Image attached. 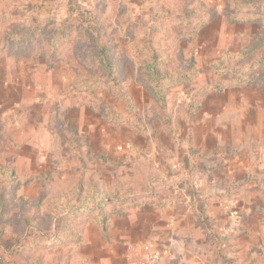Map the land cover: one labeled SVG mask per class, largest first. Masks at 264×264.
Masks as SVG:
<instances>
[{
    "label": "rangeland",
    "instance_id": "rangeland-1",
    "mask_svg": "<svg viewBox=\"0 0 264 264\" xmlns=\"http://www.w3.org/2000/svg\"><path fill=\"white\" fill-rule=\"evenodd\" d=\"M161 11L190 12L197 25L205 13L216 14L193 39L158 42L162 59H170L165 72L174 78L166 81L164 107L134 83L136 47L125 40L141 38L140 45L152 27L169 35L183 29V21L154 15ZM90 18L116 48L119 86L123 76L130 81L123 86L126 101L100 85L93 93L111 112L130 106L146 131L109 125L87 105L91 94L81 86L98 68L81 61L79 37L2 43L0 264H124L125 222L157 208L150 200L186 206L174 200H182L179 189L194 179L199 199L236 201L234 211L245 215L240 229L251 226V250L240 258L264 264V0H0V38ZM190 61L196 71L188 85L176 78ZM226 78L239 82L204 89L198 99L201 86ZM189 97L198 109L187 107ZM186 207L195 223L197 212Z\"/></svg>",
    "mask_w": 264,
    "mask_h": 264
},
{
    "label": "trees",
    "instance_id": "trees-1",
    "mask_svg": "<svg viewBox=\"0 0 264 264\" xmlns=\"http://www.w3.org/2000/svg\"><path fill=\"white\" fill-rule=\"evenodd\" d=\"M89 15L90 14H87V16ZM154 15L158 18L165 19V21H183L185 24L183 25L182 30L180 29L174 31V33H172L173 35L166 34L165 32L152 27L149 33H144V35L142 36L144 37L143 42L140 45H138V40H140L141 38H130L129 35H126L125 40H134L130 45L136 47V53L134 54V62L136 65L131 62V70L135 75L134 83L147 87L151 92L152 97L157 100L160 106L164 107L166 96L168 94L165 88V86L168 84V82L166 83V81H172L174 78L170 76L168 72H165L167 65L170 63V59H162V50L164 49V47L159 45L158 42L161 39L167 37H169L171 40H174L175 42L181 41L185 38L193 39L198 31L205 24L211 21L216 16V14L212 11L205 13L204 17L200 18V22L198 25L191 23L190 18H192V15H190V12H185L182 14L175 13L173 15L168 11H161L155 13ZM83 20L84 19H81L80 23L74 27H71V23H69L62 24L59 28H52V30H46L45 26L40 25L31 28H19L18 30H16V32H19L20 34H13L11 32L7 36V38L1 37L0 45L2 43H6L7 40L9 42L16 40L22 41V38L20 37H25L28 40L35 39L37 42L43 39L48 40L53 37L55 38L59 36H64L66 39H69L67 38V36H69L70 34L79 37V40L77 41V49H79L83 55V60L81 61L87 66V69H90L91 65H95L98 68L95 78L91 80L90 83L86 82L83 86H81L83 87L81 88V90H88L89 94H91V100L90 102H87V105L91 107L93 111L99 113L101 117L105 119V122L109 125H128L135 129H137L138 127L140 128L139 132L144 133L146 131V128L143 122L138 116V113L134 111L129 105V111L121 110L118 112H111V110L108 109L107 111L101 97H96V95L93 93V89L100 85L101 87L108 89V91H111L113 94L120 96L121 101H126L128 100L129 96L125 94L123 86L129 85L130 81L126 80L125 76H123V86L121 88L115 78V75L118 72L119 59L116 57L115 46L112 44H107V42H105L103 39L104 36L102 34V30L104 26L97 23V21L93 18H90L87 24H85ZM190 62L191 66L186 68V70L182 72V74H179V77L176 78L178 81L184 80L188 84L191 81V78L194 77L196 68L192 67V64L194 63L192 61ZM226 70L227 69H218L217 72L223 73ZM242 79H245V76H243ZM247 79H250V77H248ZM237 82H239V79L226 78L210 85L201 86V88L199 89L200 96L198 97V99H201L205 94L203 92L204 89H209L206 90L208 92L220 91L224 87H228V85H233ZM186 102L187 107H192L193 111L198 109V106L194 104V100L192 98H187ZM62 127L60 128L59 126L60 129L58 128V130L65 131ZM66 127L67 130L70 129V131L72 132L71 134L77 133L76 130L70 126L69 120L66 121ZM84 142H86L85 145L87 146V141L84 140ZM149 196L146 197L149 198ZM138 199L139 198H137L135 201H137ZM217 200H220V196L208 195L206 197H203L202 199H199L195 189L188 187L186 195L182 198V200H174V202H179V204L182 203V205L189 206L192 212H197L198 216L195 220V226L205 230L209 241L212 242V239L214 237V225L212 220L205 213V204L207 203V201L214 202ZM139 201L140 200H138V202ZM155 201L156 200H150L148 204H154L157 206V208H162L165 205H169V201L167 200H159L158 202ZM140 203L141 201L139 202V204ZM136 206H138L137 202L135 207ZM100 207L101 205H99V208ZM102 221L104 224L103 229H105L106 231L108 224H105L106 221H104V219H102Z\"/></svg>",
    "mask_w": 264,
    "mask_h": 264
},
{
    "label": "crops",
    "instance_id": "crops-1",
    "mask_svg": "<svg viewBox=\"0 0 264 264\" xmlns=\"http://www.w3.org/2000/svg\"><path fill=\"white\" fill-rule=\"evenodd\" d=\"M234 202L231 199L206 206L214 225L216 241L212 242L205 230L195 226L194 216L186 206L150 207L149 212L135 215L120 230V241L126 244L122 263L142 264L140 253L133 251V246L146 242L160 252L161 264H251V259L240 258L251 250V226L247 223L246 231L240 229L245 215L240 217L234 211ZM247 217L250 221L251 215Z\"/></svg>",
    "mask_w": 264,
    "mask_h": 264
},
{
    "label": "built area",
    "instance_id": "built-area-1",
    "mask_svg": "<svg viewBox=\"0 0 264 264\" xmlns=\"http://www.w3.org/2000/svg\"><path fill=\"white\" fill-rule=\"evenodd\" d=\"M198 183L199 181L197 179L184 183V186L179 191L185 195L188 187L195 189L198 187ZM136 249L140 253L141 260L144 264H161V254L151 244L144 242Z\"/></svg>",
    "mask_w": 264,
    "mask_h": 264
}]
</instances>
